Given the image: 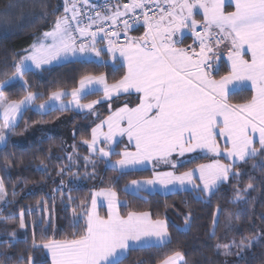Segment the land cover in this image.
<instances>
[{"label":"snow or ice","instance_id":"snow-or-ice-1","mask_svg":"<svg viewBox=\"0 0 264 264\" xmlns=\"http://www.w3.org/2000/svg\"><path fill=\"white\" fill-rule=\"evenodd\" d=\"M18 6L9 2L5 12ZM85 8L91 9V14ZM196 15H202V19L197 20ZM135 25L143 27L142 35H129ZM185 31L191 33L192 43L181 46ZM122 36L125 43H121ZM222 49L226 50L228 62L223 75L218 63L225 56ZM16 56L10 78L0 81V144L7 145L30 110L40 115L88 110L99 118L96 105L108 102L111 113L91 129L90 140H83L89 151L83 159L86 167L92 165L93 174L98 161L116 173L113 186L93 191L90 204L81 201L72 208L69 227L73 231L66 238H45L38 243L33 232L31 248L47 250L51 264H126L133 252L164 249L172 243L166 219L154 218L147 211H130L123 216L119 210L127 202L118 199L115 184L131 173L145 171L148 164L163 162L172 170L156 171L154 165L151 178L133 179L124 185L123 191L139 196L155 191L157 186L166 193L188 191L191 186L192 190L211 196L221 184L242 178L244 173L240 169L250 160L260 158L253 168H264V0H104L99 6L90 0H64L63 13L56 16L50 29ZM69 62L98 63L101 67L110 66L113 72L122 68L126 71L112 84L104 74H84L78 87L70 92L52 91L46 101L37 105L44 94L30 91L25 76L37 70L48 72L53 63ZM3 74L8 76L7 72ZM14 83H19L25 93L15 101L3 91ZM244 88H250V98L243 103H230L232 90ZM133 92L138 94L134 106L125 102L112 109L114 98L131 96ZM90 95L100 98L81 102ZM69 96L71 99L66 100ZM125 136L134 145V151L127 147L117 151L122 143L117 137ZM197 151L211 155L212 161L177 174L181 162L172 157ZM112 157L119 158L113 161ZM67 158L70 164L61 168L59 175L71 172L75 161L72 154ZM221 158L230 162L223 163ZM65 187L61 180L53 190L60 194L62 202ZM252 188L251 182L244 190L237 188L232 202L243 201L242 191ZM12 195H16L14 190ZM7 196L0 178V203L5 206L11 203ZM100 197L107 204L103 216L98 211L104 205V201L98 200ZM52 199L55 201V196ZM67 199L72 201L73 197L68 195ZM41 210L48 211L46 207ZM33 212L32 208L21 209L18 214L0 215V221L18 219V228L26 230L25 217ZM218 213L219 209L213 216V237ZM190 221L188 213L183 226L176 225L177 231L190 230ZM24 242L27 243L26 232ZM18 243L16 230L7 232L6 239L0 241L9 247ZM258 243L242 239L217 248L223 247L227 256L233 248L244 251ZM19 261L36 264L31 254L21 255ZM136 264L145 262L137 260ZM158 264L187 261L177 250L164 255Z\"/></svg>","mask_w":264,"mask_h":264},{"label":"trees","instance_id":"trees-1","mask_svg":"<svg viewBox=\"0 0 264 264\" xmlns=\"http://www.w3.org/2000/svg\"><path fill=\"white\" fill-rule=\"evenodd\" d=\"M9 2L20 6L5 12V5ZM63 8L64 0H0V81L10 78L13 60L18 59L16 54L28 48L44 31L49 30L56 16L63 13ZM132 32L140 34L143 30L136 28ZM187 41L188 38H185L184 43ZM50 68L48 72L37 70L35 74L25 76L30 91L44 94L36 103L46 101L52 91L78 87V81L84 74H104L109 82H116L126 71V68H122L118 72H113L110 66L101 67L98 63L85 62L62 63ZM227 70L228 65L223 61L220 65V74H225ZM5 72L8 76L3 74ZM3 91L13 101L25 95L19 83H14ZM250 96V88L239 89L230 94L229 102L241 103ZM96 97L98 96L90 95L84 101ZM131 98L136 97L115 98L112 109ZM98 110L99 118L91 113L73 110L49 115H40L30 110L19 122V126L15 129L16 134L11 135L7 145L0 148V176L8 192L7 199L11 201L9 205L3 206L0 215L7 216L10 212L18 214L21 209H34L32 215L25 217L28 223L26 230L18 228V219L0 221V241L5 240L6 233L12 230H16L20 238V243L15 247L0 244V264H20L19 257L21 255L27 257L29 254L36 264H51L46 250L31 248L33 232L38 243L45 238H66L73 231L69 227L72 208L81 201L89 204L93 191L113 186L116 173L106 169L105 164L98 161L93 174L92 165L86 167L83 159L89 155L88 147L83 144V140H90L91 129L110 113L108 102L100 104ZM63 122L73 130L71 139L72 145H75L76 155H73L75 163L71 165V172L59 175V170L66 169L70 164L67 158L70 153L65 145V135L57 129ZM124 148L125 143H120L117 151H122ZM209 158L204 156L187 161L178 167V171H188ZM259 163L260 158L250 160L240 169L244 173L242 178L225 182L213 195L203 197L199 196L198 190L169 194L142 192L139 196L123 191L124 185L131 180L151 177L153 170L148 168L120 179L119 183L115 184L114 190L123 202H127L126 207H120V213L126 216L130 211L151 212L154 218L168 221L169 233L172 237V243L167 248L133 252L126 264H136L137 260H142L145 264H158L164 255L177 250L184 254L187 264H264V168H253V164ZM74 172H77L79 182L71 183L69 186L68 174ZM250 176L253 179L249 180ZM61 180L66 186L63 202L60 194L53 191ZM249 182L253 184V188L248 189L247 192L242 191L244 200L233 203L236 189L244 190ZM13 190L15 196L12 195ZM68 195L73 197L72 201H68ZM53 196L55 201L52 199ZM43 201H47V204H42ZM43 207L48 211H42ZM218 209V226L213 237L211 235L213 216ZM77 212H80L79 208ZM188 213H191L190 230L178 232L176 225L183 226L184 216ZM237 215H239L238 220ZM25 232L27 243L24 242ZM242 239L245 242L258 240L259 243L244 251L233 248L232 254L227 256L223 254L225 251L223 247L217 248V245H228L233 241L240 242Z\"/></svg>","mask_w":264,"mask_h":264},{"label":"crops","instance_id":"crops-1","mask_svg":"<svg viewBox=\"0 0 264 264\" xmlns=\"http://www.w3.org/2000/svg\"><path fill=\"white\" fill-rule=\"evenodd\" d=\"M228 10H232V9H228ZM196 18H197L198 20H201V19H202V15H196ZM141 29L144 31L143 28H141ZM142 33H143V32H141L140 34H137V35L134 34L133 36H140V35H142ZM183 36H184V39H185V38H188V41H187L186 43H184L183 45H181V46H185V45H187V44H191V43H192V39H193V37H192V35H191L190 32L185 31L184 34H183ZM222 50L225 51V56L222 57V59H221L218 63H219V65H221V63H222L223 61H225V63L228 65V62H227V56H226V50H225V49H222ZM106 57H107V56H106ZM107 59L111 62V60H110L109 57H107ZM107 82H108L109 84L114 83V82H109L108 80H107ZM78 86H79V85H78ZM230 87H231V86H230ZM236 90H239V89H233L232 92H233V91H236ZM64 91H65V90H64ZM68 91H71V90H68ZM100 95L102 96V93H101ZM137 95H138L137 93L133 92V93L131 94V96H135L136 98H131L130 100L125 101V102H130V106H134V105L137 103ZM121 96H128V95H121ZM131 96H129V97H131ZM119 97H120V96H119ZM99 98H100V97L98 96V97H96V98H94V99H92V100L99 99ZM70 99H71L70 96L66 98V100H70ZM114 99H115V98H114ZM90 101H91V100H88V101H84V100H82L81 102H82V103H88V102H90ZM125 102H124V103H125ZM124 103H122L121 105H119V106H117V107L122 106ZM241 103H243V102H241ZM98 107H99V105H96V111H97V113H99ZM117 107H116V108H117ZM116 108H114L113 110H115ZM76 112H82V113L87 112V113H89L88 110L76 111ZM110 114H111V113H109L108 115H110ZM108 115H107L106 117H104L103 119H106V118L108 117ZM93 116H94V115H93ZM94 117H96V116H94ZM103 119H102V120H103ZM98 123H100V121L97 122L96 124H98ZM96 124L94 125V127L96 126ZM104 131H107V128H106V127L104 128ZM117 139H118V140H122V143H125V147H127L129 150H131V151H134V150H135V149H134V145L128 143V141H127V137H126V136H125V137H117ZM220 145H221V147L223 148V145H224L223 140L220 141ZM123 150H124V149H123ZM123 150H122V151H123ZM208 156H209L210 158H209L208 160H206L205 162L201 163V164H208V163H210V162L212 161L213 157H212L211 155H208ZM198 157H204V154L201 153V152H199V151H197V152H195V153H185V155H184L183 157H178V156L174 155V156L172 157V159H176L178 162H181V164H183V163H185V162H187V161H190V160L196 159V158H198ZM114 160H115V159H114ZM221 162H223V163H229L230 161H228L227 159H223V158H221ZM159 164H162V165L158 166V169H162V171H170V170H172L170 167L164 165L163 162H160ZM197 166H198V165H197ZM197 166H195V167H197ZM195 167H194V168H195ZM192 169H193V168H192ZM179 173H182V172H179V171L177 170V174H179ZM196 183L199 184L200 181H199V180H196ZM99 190H101V189H98V190H96V191H99ZM48 255H49V254H48ZM49 257H50V255H49ZM50 259H51V257H50Z\"/></svg>","mask_w":264,"mask_h":264},{"label":"rangeland","instance_id":"rangeland-1","mask_svg":"<svg viewBox=\"0 0 264 264\" xmlns=\"http://www.w3.org/2000/svg\"><path fill=\"white\" fill-rule=\"evenodd\" d=\"M196 18V17H195ZM197 19V18H196ZM198 20V19H197ZM53 65H57L56 63H53ZM53 65H51V66H53ZM47 67V66H46ZM9 79V78H8ZM65 91H68V90H65ZM68 92H70V91H68ZM42 103V102H41ZM37 105L38 104H40V103H36ZM58 129V131H60L61 133H63L64 135H65V145H66V147H67V149H68V151H69V153L70 154H72V156L73 155H76V150L74 149V147H73V145H72V139H71V136L73 135V130H71V128H69V126H67V124L65 123V122H63V123H61V126L60 127H58L57 128ZM2 146H4L3 144H0V148L2 147ZM72 150V151H71ZM73 158H74V156H73ZM118 159V158H117ZM112 160L114 161V159L112 158ZM155 165V170L156 171H162V169H158V166H160V165H162V164H157L156 162H153V163H151V164H148L147 165V168L148 169H152L153 170V166ZM75 174H77V172H74ZM74 173H71V174H68V180H67V182L69 183V186L71 185V183L72 184H74V183H78L79 182V180H77L78 179V177L75 175H73ZM70 175V176H69ZM152 177V176H151ZM151 177H148V178H142V179H138V180H144V179H149V178H151ZM0 178H1V176H0ZM67 184V183H66ZM188 188H189V190H192L191 189V186H188ZM155 192H159V193H163V194H169V193H172V192H164L161 188H160V186H157V189L155 190V191H151L150 193H155ZM208 196V194H205V193H199V196H201V197H203V196ZM118 196V195H117ZM118 199L121 201V202H123L119 197H118ZM98 200H101V201H104V198L103 197H100V198H98ZM90 204V203H89ZM3 203H0V210L3 208ZM104 208V211H102V209ZM120 210V209H119ZM98 211H99V213H100V215H106V212H107V204H106V201H104V205H103V207H98ZM122 215V214H121ZM46 252H47V250H46ZM47 254H48V252H47Z\"/></svg>","mask_w":264,"mask_h":264},{"label":"built area","instance_id":"built-area-1","mask_svg":"<svg viewBox=\"0 0 264 264\" xmlns=\"http://www.w3.org/2000/svg\"><path fill=\"white\" fill-rule=\"evenodd\" d=\"M103 2H104V0H90V3H91V4H95V5H97V6L102 5ZM122 2H123V3H127L128 0H122ZM85 11L89 12V14H91V12H92V10L89 9V8H85ZM136 28L138 29V28H143V27L140 26V25H135L133 29H136ZM129 35H130V36H133V35H134V33L132 32V30L129 32ZM136 35H137V34H136ZM125 42H126V40H125V39L123 38V36H122V38H121V43H125Z\"/></svg>","mask_w":264,"mask_h":264}]
</instances>
